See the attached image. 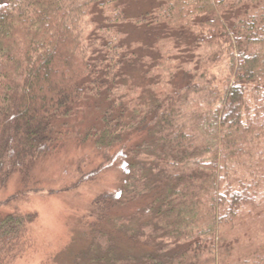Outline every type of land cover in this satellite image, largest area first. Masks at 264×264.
<instances>
[{"label":"trees","instance_id":"1","mask_svg":"<svg viewBox=\"0 0 264 264\" xmlns=\"http://www.w3.org/2000/svg\"><path fill=\"white\" fill-rule=\"evenodd\" d=\"M130 1L0 0V186L57 147L64 130L56 121L103 95L102 126L91 127L103 162L79 182L117 162L125 180L95 198L83 256L91 264H264V248L248 249L251 238L232 232L239 223L247 234L248 225L264 231V0H146L136 13ZM222 59L228 73L216 80L207 71ZM136 71L147 81L136 83ZM144 131L153 140H139L138 158L133 138ZM17 196L0 202V264L31 246L37 213L4 212ZM144 197L138 210L110 217ZM109 219L141 255L116 253L102 226Z\"/></svg>","mask_w":264,"mask_h":264},{"label":"rangeland","instance_id":"2","mask_svg":"<svg viewBox=\"0 0 264 264\" xmlns=\"http://www.w3.org/2000/svg\"><path fill=\"white\" fill-rule=\"evenodd\" d=\"M130 2L129 12L131 13L149 6L146 0ZM134 32V37L138 38V30L134 29ZM197 68H200V61ZM207 72L210 75L215 73L216 80H221L227 76L228 63L222 59ZM135 73L137 74L136 83L144 80L140 71ZM141 96L142 102H148L152 97L151 91L144 90ZM107 102V98L103 95L90 96L81 103L73 117L56 121L57 130H64L57 147L47 157L35 162L29 175L21 172L14 173L7 184L0 186V202L7 201L15 194L18 195L15 200L6 204L4 212H9L15 207L26 213L36 212L38 215L32 226L31 246L28 252L18 257L13 264H91L89 255L87 257L83 254L89 249L92 241L91 235L94 229L90 227L91 224H88L92 221L94 200L100 194L118 193L125 180L124 167L117 162L102 166L95 177L79 182L83 174L92 172L103 162L91 127L102 126V113ZM143 137L149 138V142L153 140L151 131H144L137 137L134 135L133 141L138 142V158L142 146V141L139 142V140ZM142 157L148 156H140L141 159ZM257 169L262 171L264 164L261 168L259 164ZM145 202L144 197L126 207L116 208L110 213V217L114 220L129 214L138 210ZM86 221H88L87 224ZM102 226L115 236L118 255H141V247L126 237L124 230L118 227V224L114 225V222L109 219ZM244 228L245 225L239 223L232 232L244 233L251 238L252 246L248 249L262 251L264 231L257 232L248 225L247 234ZM224 233L228 237L231 232ZM244 242L243 240L236 248L237 252L247 247L243 244Z\"/></svg>","mask_w":264,"mask_h":264}]
</instances>
